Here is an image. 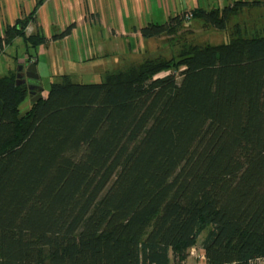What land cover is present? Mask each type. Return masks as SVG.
I'll list each match as a JSON object with an SVG mask.
<instances>
[{
  "label": "trees",
  "instance_id": "obj_1",
  "mask_svg": "<svg viewBox=\"0 0 264 264\" xmlns=\"http://www.w3.org/2000/svg\"><path fill=\"white\" fill-rule=\"evenodd\" d=\"M43 2L4 29L0 53L20 38L31 62ZM256 4L141 26L178 42L194 22L225 40L182 37L169 59L141 56L98 82L61 74L33 102L16 69L0 77V264H181L203 232L206 264H264V35L229 29Z\"/></svg>",
  "mask_w": 264,
  "mask_h": 264
},
{
  "label": "crops",
  "instance_id": "obj_2",
  "mask_svg": "<svg viewBox=\"0 0 264 264\" xmlns=\"http://www.w3.org/2000/svg\"><path fill=\"white\" fill-rule=\"evenodd\" d=\"M234 1L236 0H44L36 11V20L28 25L26 31H36L45 37V44L39 46L37 52L45 53L47 50L52 55L54 66L60 71L57 78L61 74H68L72 80H76L70 70H80L84 65L98 66L96 70H107L108 66L114 64L118 51L122 52L128 47L132 50L129 56L137 52L138 49L133 51L135 46L131 44V40L141 47L150 40L141 37V26L160 23L170 16L182 15L198 8L209 10L227 6ZM34 6L35 0H0V37L7 26L28 15ZM71 24L72 29L68 35L56 37ZM83 41L86 44L90 42L91 46L81 50L84 53L81 55L78 50ZM5 47L2 53L5 52ZM65 49L68 53L75 49V54L66 57ZM129 56L126 55V58ZM32 59L36 63L37 57ZM123 62L119 60L118 63ZM100 65H105L106 68L99 67ZM9 71L11 70L7 67V73ZM38 81L40 82L39 75ZM199 252L200 255L203 254L202 248ZM184 264L202 263H196L195 258L189 256Z\"/></svg>",
  "mask_w": 264,
  "mask_h": 264
},
{
  "label": "rangeland",
  "instance_id": "obj_3",
  "mask_svg": "<svg viewBox=\"0 0 264 264\" xmlns=\"http://www.w3.org/2000/svg\"><path fill=\"white\" fill-rule=\"evenodd\" d=\"M250 1V0H249ZM259 1V5L256 4L252 8H249L248 10H244L240 16L231 17L229 21V29L231 30V26L234 24V22L238 21L240 24V28L242 29L241 35L243 37H254V36H263L264 35V0H257ZM174 37H177L178 42H173L171 38L173 36H160L157 38H152L148 41H146L143 44V47L140 45H137L135 41L131 40V44L135 47H133L134 52L131 56H129L132 52V50L128 47L124 48L122 52L116 53L118 56L115 58L114 64L108 66L109 68H106L105 65H100L99 67H104L107 70H103L100 68V70H96L97 67H88L87 65L82 66L80 70H70V74L72 76L76 77L77 82L82 83H90V82H98L102 79L104 72L111 71L114 69H117L118 67H121L126 61L131 60H137L141 56H161L164 58L169 59L170 57L176 55L178 53V50L180 48L179 41L183 38H185L187 41L192 42H205L209 41L211 43H217L221 41L222 39L225 40V34L215 31L214 29L205 30L201 25L198 26V24L191 25H183L180 30L174 35ZM228 38V36H227ZM191 42V43H192ZM137 45V46H136ZM91 46L90 42L83 41L82 47H80L78 50L81 55L84 53L81 52V50H86L87 48ZM147 48V49H145ZM5 52L0 53V77L5 75L7 73V67L10 70H14L18 68L22 62L24 63V57L23 54L25 53V45L22 41V39L18 38L16 39L12 44L7 45L5 47ZM38 50V49H37ZM66 57H68L69 54L73 55L75 54V49L68 53L67 49L64 50ZM30 53L34 54L35 57H37V61L35 63V66L38 69V75L40 78L41 88L42 90L40 93L42 95H46L47 89L49 88V85L51 82L56 81L57 74L60 72L56 69V66H54V62L52 60V55L47 53V50L45 53H38L34 49H31ZM37 53V54H36ZM121 53V55L119 54ZM126 55L129 56L126 58ZM114 57V56H113ZM127 59V60H126ZM119 60H123V63H118ZM72 68V67H71ZM168 72H162L157 75L163 76L166 75ZM77 74L79 76H77ZM176 79L179 80L180 77L176 75ZM29 106V99H25L21 102L20 108L24 109ZM22 111V112H23ZM205 235V232H203L199 238L197 244L194 246L195 254L190 255L193 259L195 258L196 263H202L204 264V260L201 259V255L199 252V249L201 248V241ZM188 256V257H189Z\"/></svg>",
  "mask_w": 264,
  "mask_h": 264
},
{
  "label": "water",
  "instance_id": "obj_4",
  "mask_svg": "<svg viewBox=\"0 0 264 264\" xmlns=\"http://www.w3.org/2000/svg\"><path fill=\"white\" fill-rule=\"evenodd\" d=\"M23 75H25V78L22 77ZM15 79L17 80L16 84L29 82L27 89L29 95L33 94V96L31 97L32 102L38 100L41 97L40 94H36V88L39 85V81L34 62H25L20 64L18 68H16ZM25 111L21 112L19 114V117H22Z\"/></svg>",
  "mask_w": 264,
  "mask_h": 264
},
{
  "label": "built area",
  "instance_id": "obj_5",
  "mask_svg": "<svg viewBox=\"0 0 264 264\" xmlns=\"http://www.w3.org/2000/svg\"><path fill=\"white\" fill-rule=\"evenodd\" d=\"M191 16H192V14H191L190 12H187V13L185 14V18H186L187 20L190 19ZM31 62H34V59H31ZM189 254H190V255H194V254H195V249H194V247L191 248V249L189 250ZM200 258L203 259V260H205L203 254H201V257H200ZM257 262H258V264H263L261 260H258ZM181 264H184V262L181 263Z\"/></svg>",
  "mask_w": 264,
  "mask_h": 264
},
{
  "label": "flooded vegetation",
  "instance_id": "obj_6",
  "mask_svg": "<svg viewBox=\"0 0 264 264\" xmlns=\"http://www.w3.org/2000/svg\"><path fill=\"white\" fill-rule=\"evenodd\" d=\"M22 73H23V72H22ZM22 77L25 78V75H23ZM28 83H29V82H24V84L26 85V88H27V86H28ZM38 87H39V85H38ZM38 87L36 88V93H37V91H38ZM27 90H28V89H27ZM28 95H29V94H28ZM29 96L32 97L33 94H30Z\"/></svg>",
  "mask_w": 264,
  "mask_h": 264
}]
</instances>
